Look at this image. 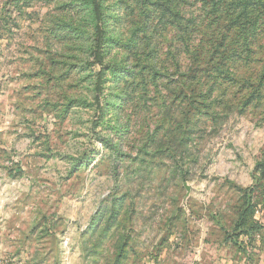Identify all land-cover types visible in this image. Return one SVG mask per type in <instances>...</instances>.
I'll use <instances>...</instances> for the list:
<instances>
[{"label":"rangeland","instance_id":"1","mask_svg":"<svg viewBox=\"0 0 264 264\" xmlns=\"http://www.w3.org/2000/svg\"><path fill=\"white\" fill-rule=\"evenodd\" d=\"M100 4L0 0V264H264V0Z\"/></svg>","mask_w":264,"mask_h":264},{"label":"trees","instance_id":"2","mask_svg":"<svg viewBox=\"0 0 264 264\" xmlns=\"http://www.w3.org/2000/svg\"><path fill=\"white\" fill-rule=\"evenodd\" d=\"M92 3L94 5V9L96 11V16H97V19L99 21L102 20V12H101V4H100V0H92ZM98 28V26H97ZM98 31H100V29H98ZM100 33V32H99ZM99 35V40H98V46L100 48L101 46V35ZM96 57H97V63L100 64V65H103V56H102V53L100 52V49H98L97 53H96Z\"/></svg>","mask_w":264,"mask_h":264},{"label":"crops","instance_id":"3","mask_svg":"<svg viewBox=\"0 0 264 264\" xmlns=\"http://www.w3.org/2000/svg\"><path fill=\"white\" fill-rule=\"evenodd\" d=\"M211 247V246H210ZM214 256H213V254L211 253V258H210V260L209 261H212V260H214V258H213Z\"/></svg>","mask_w":264,"mask_h":264}]
</instances>
